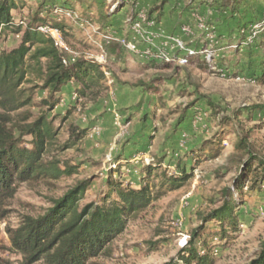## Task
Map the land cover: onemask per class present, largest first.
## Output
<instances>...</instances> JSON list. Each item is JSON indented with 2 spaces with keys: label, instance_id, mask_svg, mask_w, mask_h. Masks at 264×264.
<instances>
[{
  "label": "rangeland",
  "instance_id": "374dc122",
  "mask_svg": "<svg viewBox=\"0 0 264 264\" xmlns=\"http://www.w3.org/2000/svg\"><path fill=\"white\" fill-rule=\"evenodd\" d=\"M118 1L67 0L74 3L71 12L88 21L76 24L74 51L84 59H104L100 65L106 80L97 99L78 96L81 86L72 83L52 110L42 106L49 95L41 83L23 85L32 96L23 111L31 120L46 115L56 130L46 160L55 158L79 170L60 180L22 184L12 199L0 201L1 257L21 264V256L9 250L6 229L17 227L22 216L42 215L79 181H91L85 205L104 197L110 171L117 169L115 179L139 189L158 186L163 172L170 177L186 170L193 177L184 186L131 218L106 254L87 264L180 263L192 235L203 226L202 217L222 206L227 188L237 201V231L223 234L218 222H210L195 247L200 255L210 253L213 264H252L264 244V183L251 191L248 180L237 190L241 181L233 155L239 134H245L264 156V79L259 78L264 73V28L256 29L248 42L254 27L264 23V0H236V6L224 0H130L127 6ZM16 2L19 8L47 9L44 15L55 21L56 8L47 0ZM14 15L16 22L31 19L27 9ZM129 20L143 27L139 33L130 29L141 53L169 49L173 62H157L116 43L113 52H104V35L114 34L113 27H129ZM21 37L13 30L3 32L0 52L17 48ZM167 38H179L214 57L207 61L203 54L182 64L180 51L162 46ZM83 131L86 137L78 140ZM149 166L157 169L150 179Z\"/></svg>",
  "mask_w": 264,
  "mask_h": 264
},
{
  "label": "trees",
  "instance_id": "16d2710c",
  "mask_svg": "<svg viewBox=\"0 0 264 264\" xmlns=\"http://www.w3.org/2000/svg\"><path fill=\"white\" fill-rule=\"evenodd\" d=\"M126 1L123 0V5ZM224 1L227 6H236V0ZM21 5L19 8L16 0H0V35L9 30L16 34L22 33L17 48L0 52L1 202L12 199L17 187L22 184L60 180L78 174L79 170V167L55 158L46 160V155L55 144L56 130L46 115L31 120L30 113L23 111L32 104V96L28 95L23 85L41 83V89L47 90L49 95L42 106L53 110L59 104L58 96L72 83L81 86L77 91L78 96H91L95 100L106 80V73L97 62L80 56L75 61L66 57L67 63H64L63 53L56 48L53 39L38 30L42 26L58 30L74 51L73 44L77 42L78 31L76 24L84 25L88 22L86 19L76 17L70 7L55 6L53 8L71 13L72 18L57 14L55 21H50L48 15H44L48 10L40 9L28 11L31 19L16 22L12 10H23L24 4ZM114 44L104 39L101 48L110 54ZM259 78L264 79V73ZM80 134L76 137L78 140L86 137L87 131ZM64 148L69 147L66 145ZM233 159L238 165L241 181L236 184L237 190H242L248 180H252L248 188L251 191L257 184L264 183V156L253 148L247 135L239 134L234 143ZM155 168H147L148 179L157 170ZM116 173L117 169L110 171L106 181L107 192L100 202L82 205L91 181H79L63 197L52 201V206L42 215L22 216L17 227L6 229L9 250L21 256V264H87L90 259L106 254L109 245L125 231L131 218L168 191L184 186L193 177L186 170L170 177L163 172L158 186L144 184L135 189L115 179ZM236 209L237 201L231 188H227L223 191L222 206L202 217L203 226L192 235L189 247L177 264H213L214 258L210 253L200 255L195 242L210 222H218L223 234L228 229L237 231ZM1 217H4V213ZM0 264L9 263L0 255ZM252 264H264V244Z\"/></svg>",
  "mask_w": 264,
  "mask_h": 264
},
{
  "label": "built area",
  "instance_id": "2783aa9c",
  "mask_svg": "<svg viewBox=\"0 0 264 264\" xmlns=\"http://www.w3.org/2000/svg\"><path fill=\"white\" fill-rule=\"evenodd\" d=\"M55 12H57V14H63L68 18H72L71 13H69L67 11L63 12V11L56 9ZM128 23L130 24L129 27L132 30V32L134 31V33L135 32L139 33V32L144 31L143 27H141L140 23H135V22L130 21V20ZM262 28H264L263 22L261 24H259L258 26H255L254 31L252 32V37L248 40V42H251V39H254V37L257 35V32L259 30H256V29H262ZM38 30L42 34H44L45 36L53 39L56 48L61 53H63L62 59H63L64 63H67L66 57H69L72 61H75L77 58L80 57L79 53L70 49V47L65 43L62 34L58 30L48 28L45 26L40 27ZM184 32H187V29H184ZM133 38L125 40L124 37L116 36L115 34H112L111 32L104 35V39L106 41L116 43L119 46H121L125 49H128L133 54H137V55L141 54V55L146 56V57H151L154 61H157V62H166V63L173 62L174 59H173L172 55L169 52L168 53L166 52V50L169 51V49H165L164 52L155 53V55H153V53L150 50H147V51H144L141 53L140 48L138 47L137 39L134 40ZM167 40L169 42L164 41V44L162 46L167 48L168 44H171L174 49H177L178 51H180V53L183 54V56L181 57L183 59L180 60V63H182V64L187 62L190 59L196 58L197 56L203 55V54H205L207 61L211 60L212 57H214L213 52H207V51H204V53L198 52V51L186 46L184 41H182L179 38H172V39L167 38ZM85 58H86L85 60L94 61V62H97L98 64H101L102 61L104 60L103 56L101 58H95V59H93V57H91V56H86Z\"/></svg>",
  "mask_w": 264,
  "mask_h": 264
},
{
  "label": "crops",
  "instance_id": "0c3cea01",
  "mask_svg": "<svg viewBox=\"0 0 264 264\" xmlns=\"http://www.w3.org/2000/svg\"><path fill=\"white\" fill-rule=\"evenodd\" d=\"M25 2L27 1V0H24ZM128 1H130V0H128ZM67 0H49V2H48V0H47V5L48 4H51V5H49L50 7H55V6H61L62 5V3L63 4H65L64 6H67V7H70L71 6V4H72V7L74 6V3H70V2H67ZM131 2V1H130ZM130 2H127L126 1V3L123 5V0H119L118 1V3H120V4H122L123 6H127ZM30 7H25L23 10H21V9H17V10H12V14H13V16H14V20H15V15H14V13H16V12H25V10L27 9V11H29V10H32V11H34L32 8H30ZM45 13V12H44ZM16 21V20H15ZM110 30H113V31H115L114 32V34L116 35V36H119V37H123V36H127L129 39L132 37V33H131V31H130V28L129 27H127V26H120L119 28H116V27H113V28H111Z\"/></svg>",
  "mask_w": 264,
  "mask_h": 264
}]
</instances>
